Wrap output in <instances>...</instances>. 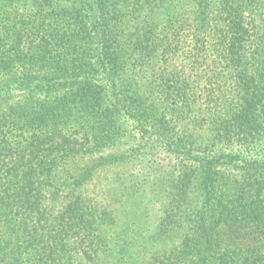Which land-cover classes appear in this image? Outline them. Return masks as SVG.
I'll list each match as a JSON object with an SVG mask.
<instances>
[{
	"label": "trees",
	"instance_id": "trees-1",
	"mask_svg": "<svg viewBox=\"0 0 264 264\" xmlns=\"http://www.w3.org/2000/svg\"><path fill=\"white\" fill-rule=\"evenodd\" d=\"M0 264H264V0H0Z\"/></svg>",
	"mask_w": 264,
	"mask_h": 264
}]
</instances>
